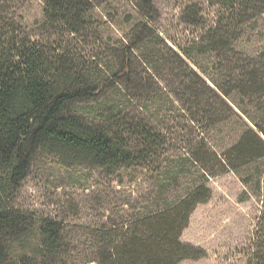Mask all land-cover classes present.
Instances as JSON below:
<instances>
[{
	"label": "rangeland",
	"instance_id": "1",
	"mask_svg": "<svg viewBox=\"0 0 264 264\" xmlns=\"http://www.w3.org/2000/svg\"><path fill=\"white\" fill-rule=\"evenodd\" d=\"M153 6L155 13L147 18L135 2L93 0L86 32L73 36L50 32L44 0H0L1 50L26 40L42 42L49 51L63 46L60 53L92 85L107 86L97 98L74 104L72 113L106 129L134 122L161 144L159 158L146 168L113 177L94 167H67L38 153L27 178L10 194V206L33 226L43 218L58 221L63 242L83 248L90 241L89 228L100 219L126 215V203L138 209L165 186L179 196L205 183L211 198L195 207L181 241L203 249L206 257L181 264H245L264 212V174L259 176L264 158L224 174L221 163L245 124L264 142L255 127L264 128V96L252 99L229 90L222 74L226 59L217 52L201 53L196 45L211 28L227 22L236 36L230 58L258 59L264 54V0H154ZM127 47L132 48L130 72L116 79ZM190 88L196 98L187 93ZM222 92L232 93L227 99ZM197 102L217 108L214 117L203 123L196 119ZM28 228L24 245L16 243L5 264L37 259V228ZM59 264L82 263L72 252Z\"/></svg>",
	"mask_w": 264,
	"mask_h": 264
},
{
	"label": "trees",
	"instance_id": "2",
	"mask_svg": "<svg viewBox=\"0 0 264 264\" xmlns=\"http://www.w3.org/2000/svg\"><path fill=\"white\" fill-rule=\"evenodd\" d=\"M126 1L135 2L147 18L155 13L154 0ZM44 4V20L50 32L73 36L86 32L93 0H44ZM226 23H218L207 39L200 38L195 45L200 46L201 53L217 52L226 59L222 74L229 90L261 99L264 54L249 62L230 58L236 36ZM131 49H125L116 79L129 74ZM61 50L63 46L49 51L42 42L28 40L14 42L5 52L0 49V264L6 263L16 243L24 245L22 241L31 231L28 227L37 228L39 246L33 255L40 264H59L72 252L79 254L82 264H181L205 258L203 249L181 241L195 207L211 198L205 183L196 184L179 196L172 195V186H165L138 209L126 203L130 211L126 215L100 219L89 228L90 241L83 248L63 242L58 221L43 218L33 226L10 206V194L16 193L27 178L38 153L50 154L67 167H94L113 177L121 171L146 168L161 152L158 139L134 122L126 121L123 126H115V130L106 129L72 113L74 104L97 98L107 86L92 85L83 70ZM188 91L197 97L192 88ZM232 92L222 94L229 99ZM197 104L200 111L196 112V119L202 123L217 112L210 104ZM255 127L264 136V128ZM124 132L131 133L129 138ZM242 132L239 141L224 154L222 174L237 172L264 158V142L246 124ZM192 160L204 163L199 156ZM263 174L260 172L259 176ZM257 183L260 190L261 180ZM37 259L23 257L16 264H39ZM245 264H264V212Z\"/></svg>",
	"mask_w": 264,
	"mask_h": 264
}]
</instances>
